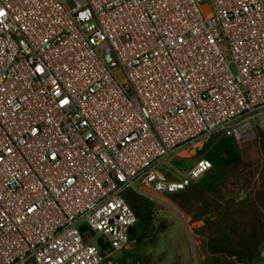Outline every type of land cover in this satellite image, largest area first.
<instances>
[{"label":"built area","instance_id":"2783aa9c","mask_svg":"<svg viewBox=\"0 0 264 264\" xmlns=\"http://www.w3.org/2000/svg\"><path fill=\"white\" fill-rule=\"evenodd\" d=\"M0 0V264H119L137 216L264 130V0ZM171 206V205H168Z\"/></svg>","mask_w":264,"mask_h":264},{"label":"rangeland","instance_id":"374dc122","mask_svg":"<svg viewBox=\"0 0 264 264\" xmlns=\"http://www.w3.org/2000/svg\"><path fill=\"white\" fill-rule=\"evenodd\" d=\"M222 138L210 136L186 158L160 166L167 179L177 180L196 157L213 162L184 191L160 196L171 206L126 193L138 221L119 264L264 263V130L233 139V158L218 151Z\"/></svg>","mask_w":264,"mask_h":264},{"label":"trees","instance_id":"16d2710c","mask_svg":"<svg viewBox=\"0 0 264 264\" xmlns=\"http://www.w3.org/2000/svg\"><path fill=\"white\" fill-rule=\"evenodd\" d=\"M222 140L223 141L220 143L218 151L224 152L225 155L228 156V158L235 157V154H234L233 149H232L233 148V145H232L233 144L232 143V140L233 139L232 138L224 137V138H222ZM207 158H209L211 160V158L209 156H207ZM211 162H212V160H211ZM212 165H213V162H212Z\"/></svg>","mask_w":264,"mask_h":264},{"label":"snow or ice","instance_id":"6c2138e0","mask_svg":"<svg viewBox=\"0 0 264 264\" xmlns=\"http://www.w3.org/2000/svg\"><path fill=\"white\" fill-rule=\"evenodd\" d=\"M3 13H0V15H2Z\"/></svg>","mask_w":264,"mask_h":264},{"label":"crops","instance_id":"0c3cea01","mask_svg":"<svg viewBox=\"0 0 264 264\" xmlns=\"http://www.w3.org/2000/svg\"><path fill=\"white\" fill-rule=\"evenodd\" d=\"M262 264H264L263 262H261Z\"/></svg>","mask_w":264,"mask_h":264}]
</instances>
